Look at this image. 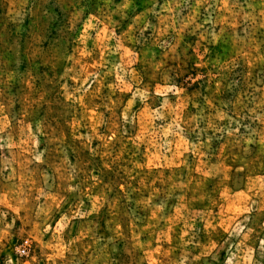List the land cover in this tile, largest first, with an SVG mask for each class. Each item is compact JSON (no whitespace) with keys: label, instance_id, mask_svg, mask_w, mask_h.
I'll return each mask as SVG.
<instances>
[{"label":"rangeland","instance_id":"rangeland-1","mask_svg":"<svg viewBox=\"0 0 264 264\" xmlns=\"http://www.w3.org/2000/svg\"><path fill=\"white\" fill-rule=\"evenodd\" d=\"M0 264H264V0H0Z\"/></svg>","mask_w":264,"mask_h":264}]
</instances>
